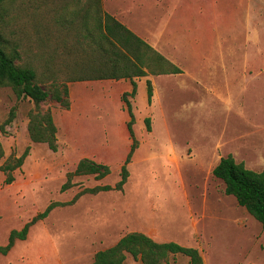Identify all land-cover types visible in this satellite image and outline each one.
<instances>
[{
	"label": "rangeland",
	"instance_id": "1",
	"mask_svg": "<svg viewBox=\"0 0 264 264\" xmlns=\"http://www.w3.org/2000/svg\"><path fill=\"white\" fill-rule=\"evenodd\" d=\"M174 1L168 8L178 6L171 20L180 25H172L177 34L171 44L165 36L162 46L182 72L134 78V96L128 79L97 80L111 72L96 35L92 41L85 36L95 24L93 19L82 24L86 0L0 5V47L16 50L15 64L32 69L39 86L66 85L70 101L68 110L50 99L40 105L51 111L56 127L53 152L28 137L34 104L0 88V166L28 148L11 184H4L0 172V246L50 203L113 186L135 146L120 192L85 194L71 206L53 209L0 256V264H90L96 252L131 232L194 248L203 264H264L260 224L212 176L229 154L249 170H264V0ZM151 15L161 22L168 12L135 16L150 35ZM191 35L196 48L186 41ZM146 81L152 85L150 103ZM124 99L133 116L132 137ZM11 111L14 117L5 124ZM82 159L107 166L109 175L72 177L71 188L61 192ZM125 264L138 263L127 256ZM166 264H188V258L170 255Z\"/></svg>",
	"mask_w": 264,
	"mask_h": 264
},
{
	"label": "trees",
	"instance_id": "2",
	"mask_svg": "<svg viewBox=\"0 0 264 264\" xmlns=\"http://www.w3.org/2000/svg\"><path fill=\"white\" fill-rule=\"evenodd\" d=\"M4 1L6 0H0V5ZM101 5L102 0H86V9L82 21L83 26L87 27L88 21L93 19L95 24L87 28L85 36L92 41L94 35H96L100 54L105 58L110 68V76L97 78V80L128 79L131 85L129 95L134 96L136 94L134 78L181 73L177 67L154 51L146 41L134 35L114 17L103 12ZM18 59L19 55L16 50L13 49L10 53H6L0 47V88L8 87L17 99L28 98L34 104V111L29 112L28 137L31 142L43 143L47 145L49 150L55 152L57 149L56 127L53 117L49 109L42 110L40 105L50 99L68 110L70 107L69 90L64 84L55 85V83H52L50 87L39 86L35 72L30 68L18 67L15 64ZM145 83L147 102L150 103L152 85L150 81ZM124 103L129 115L127 130L132 137L133 116L131 107L125 99ZM13 115L14 113L11 111L5 124L10 123L14 117ZM144 123L146 129L149 130V120L145 119ZM2 129L0 127L1 131ZM134 149L135 146L132 144L120 168L119 180L113 186L104 185L84 189L68 202L50 203L43 212L33 217L21 230L10 232L7 243L0 246V256L7 255L16 241H24L29 228L38 221L44 220L53 209L71 206L85 194L96 195L102 192H120L128 177L126 166ZM3 155L4 152L0 146V159ZM27 156L28 148L18 158L8 160L0 166V172L4 176V184L9 185L14 181L13 172L22 166ZM109 173L110 170L107 166L97 164L89 159H82L77 163L74 171L68 174L67 180L61 186L60 191L64 192L71 188L72 177L91 175L99 180L105 178ZM212 176L224 184L225 194L234 197L237 204L260 224L264 232V170L260 172L249 170L242 163H237L229 154L219 159L212 170ZM170 255H182L188 258V264H203L196 249L183 247L175 242L158 243L139 232L128 233L113 246L96 252L90 264H125L127 256H130L138 264H166Z\"/></svg>",
	"mask_w": 264,
	"mask_h": 264
},
{
	"label": "crops",
	"instance_id": "3",
	"mask_svg": "<svg viewBox=\"0 0 264 264\" xmlns=\"http://www.w3.org/2000/svg\"><path fill=\"white\" fill-rule=\"evenodd\" d=\"M171 1L173 0H102V4L106 13L110 14L118 22L127 27L134 35L141 38V40L145 39L146 43L154 51L162 55L170 64L177 67L182 72V68L178 66L177 58L173 56V54L167 52L165 50V47L162 46L167 42L165 36L169 38V44H171L172 38L177 34L176 28L180 25V22H172L171 20V12L178 10L177 5H174L172 7V10L168 8V3ZM174 2L175 4H177L176 0ZM156 10H163L168 12V17L162 19L161 22H159L158 20H153L154 16L151 15V21L149 22L153 23V26L151 31L152 33L150 35V32L144 31V28L136 23V21L138 20L135 18V16H137L138 13L141 12L147 11V13H150ZM128 16L131 17L130 21H127L126 19ZM172 25H176V28ZM144 35H146L147 38L143 37ZM187 36H189V34H187ZM148 38H151L150 41H147ZM195 40V36L193 35L190 36V39L186 38V41L189 43L191 48H196L197 43ZM171 48L172 51H176L173 47Z\"/></svg>",
	"mask_w": 264,
	"mask_h": 264
}]
</instances>
